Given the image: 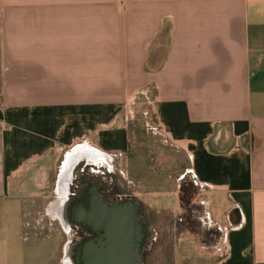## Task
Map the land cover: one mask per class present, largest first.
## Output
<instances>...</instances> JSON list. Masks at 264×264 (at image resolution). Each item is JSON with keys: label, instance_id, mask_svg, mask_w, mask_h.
<instances>
[{"label": "crops", "instance_id": "obj_1", "mask_svg": "<svg viewBox=\"0 0 264 264\" xmlns=\"http://www.w3.org/2000/svg\"><path fill=\"white\" fill-rule=\"evenodd\" d=\"M138 96L225 206L212 264H264V0H0V264H69L57 234L26 260L24 219L70 229L69 158L125 155Z\"/></svg>", "mask_w": 264, "mask_h": 264}, {"label": "rangeland", "instance_id": "obj_2", "mask_svg": "<svg viewBox=\"0 0 264 264\" xmlns=\"http://www.w3.org/2000/svg\"><path fill=\"white\" fill-rule=\"evenodd\" d=\"M125 110L128 152L100 161L113 167L114 176L123 190L143 205L147 220L155 231L156 241L145 254L144 264L214 263L223 253L224 229L216 221L225 223V206H215L214 210L208 208L204 192L192 182L188 158L175 149L155 125L152 101L138 96L126 103ZM65 156L58 157L59 162L51 172L53 183ZM90 159L82 154L74 158L78 160L77 167L84 162L91 164ZM43 210V204L42 207L37 205L34 217L24 219L22 242L26 246L23 248L26 260L46 251L40 244H51L55 240L51 241L48 236L57 234L64 244L74 238L70 229L67 232L61 228L51 232L43 228L35 231V225L44 226L48 221ZM31 223L34 224L30 228ZM26 264L33 263L26 261Z\"/></svg>", "mask_w": 264, "mask_h": 264}, {"label": "flooded vegetation", "instance_id": "obj_3", "mask_svg": "<svg viewBox=\"0 0 264 264\" xmlns=\"http://www.w3.org/2000/svg\"><path fill=\"white\" fill-rule=\"evenodd\" d=\"M90 157L91 164H72L76 166L71 168V158L67 162V171L69 173V178L72 177V183L68 188V202L66 217L70 223V231L74 233V238L69 242L68 245V255L67 259L69 264H76V259L78 256V251L81 246H86L91 243H96L100 241L104 244L107 240V230L108 228L114 227L113 224H101L98 228L94 225H84L78 223L74 215L79 213V210L83 208L85 213L91 211L90 204L91 200L96 199V196L103 200V205L105 207L104 211L106 214L109 211H121L123 213H128L131 211L132 215H135V203L137 199L128 194L123 190V186L116 179L113 172V167L100 161L99 157L96 155H84ZM78 162V160L76 161ZM139 203V202H138ZM140 213L138 212V217L141 218L139 225L136 226L133 223V228L137 230V246L139 247V259L141 264H144L145 254L151 251V246L155 243V231L151 226L150 222L147 220L146 212L141 203ZM103 207V208H104ZM119 213V212H118ZM135 217V216H134Z\"/></svg>", "mask_w": 264, "mask_h": 264}, {"label": "water", "instance_id": "obj_4", "mask_svg": "<svg viewBox=\"0 0 264 264\" xmlns=\"http://www.w3.org/2000/svg\"><path fill=\"white\" fill-rule=\"evenodd\" d=\"M72 177L68 180V185L72 183ZM103 204V200L96 196V199L91 200V211L85 213L83 208H81L79 213L74 215L78 223L94 225L97 230L103 223L113 224L114 226L108 228L107 241L104 244L97 241L96 243L81 246L78 251L76 264H141L138 256L139 247L136 243L138 240L137 230L133 228L134 222L137 226L141 221V218L137 215L141 211L140 204L138 202L135 203V217L131 211L123 213L116 209L106 214Z\"/></svg>", "mask_w": 264, "mask_h": 264}, {"label": "trees", "instance_id": "obj_5", "mask_svg": "<svg viewBox=\"0 0 264 264\" xmlns=\"http://www.w3.org/2000/svg\"><path fill=\"white\" fill-rule=\"evenodd\" d=\"M191 178H192V182H193V184L197 185L196 180H195V178L193 177L192 174H191Z\"/></svg>", "mask_w": 264, "mask_h": 264}, {"label": "bare ground", "instance_id": "obj_6", "mask_svg": "<svg viewBox=\"0 0 264 264\" xmlns=\"http://www.w3.org/2000/svg\"><path fill=\"white\" fill-rule=\"evenodd\" d=\"M67 177V176H66Z\"/></svg>", "mask_w": 264, "mask_h": 264}]
</instances>
